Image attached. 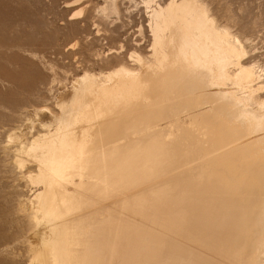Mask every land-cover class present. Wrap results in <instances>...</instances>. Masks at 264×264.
<instances>
[{"label":"bare ground","instance_id":"bare-ground-1","mask_svg":"<svg viewBox=\"0 0 264 264\" xmlns=\"http://www.w3.org/2000/svg\"><path fill=\"white\" fill-rule=\"evenodd\" d=\"M101 1L100 21L144 11L149 50L78 74L54 105H33L35 87L22 94L31 109L3 106L0 177L13 191L0 200L13 218L0 251L26 244L27 264H264V10Z\"/></svg>","mask_w":264,"mask_h":264},{"label":"rangeland","instance_id":"rangeland-1","mask_svg":"<svg viewBox=\"0 0 264 264\" xmlns=\"http://www.w3.org/2000/svg\"><path fill=\"white\" fill-rule=\"evenodd\" d=\"M248 1L251 2V5H253V2L256 4V8L254 7L255 5L251 7L254 11L257 12L258 10L259 13H262L260 9L264 10L262 6L264 5V0H243L244 3L240 0L241 5L246 7L250 6ZM240 2L236 4L237 6L234 7L235 9L238 10ZM260 3L262 7L259 6ZM101 5V0H0V38H2L0 39V44H11L9 50L5 47L3 48L6 50L0 47V76L6 78V80L0 82V96L2 97V99H0V119L10 118V114L3 108V106L8 103L10 105L12 104V106L21 105L25 107L27 102H25V96L22 94L27 95L32 93L35 87L40 91L42 97H40L39 101L36 100L39 103L33 100V105L41 106L42 103H51L54 105L55 95H57L60 90H69L72 85L71 83L74 82L78 74L81 75L86 70L93 73L99 72L101 69L107 71L120 62H125L127 64L131 63L129 54L132 48H139L140 46L142 53H146L149 50L148 43L150 42V37L147 32V19L145 18L144 11H136L133 8L130 9L134 11L132 17L128 16L126 18V15H122L123 17H121V20L125 24L115 17L108 19L109 21H100L98 7ZM82 9L83 14L74 17V15ZM125 9L126 8H123V14H126ZM254 11L251 9L253 15L258 13ZM111 19L113 20L111 21ZM113 24L117 27L121 26L118 30V35L112 32L115 27H113ZM122 24L124 26H122ZM141 27H143L144 37L141 36L139 32ZM262 32L259 36H264V29ZM262 42L259 44L260 51L257 50L256 53L264 57V42L263 44ZM72 45H74V47ZM24 49L27 50V52H25L26 54L24 53ZM31 53L37 57H32L33 55ZM12 55L14 58H12ZM125 59H127V61ZM25 81H31L36 84H26ZM53 81L55 83H53ZM21 82L25 83V85L23 84L24 86H22ZM21 87H23L22 90ZM51 87H53L52 95L48 92ZM18 88L19 90H17ZM25 90L27 91L24 92ZM20 91H22V93H20ZM5 95L6 100L4 99ZM16 96H18V98ZM26 97L29 99V95ZM25 108L31 109L30 105ZM5 121L7 122V120ZM6 124L11 125L12 123H9L8 120ZM0 131L3 130L1 129ZM0 176H2L1 173ZM0 179V190L2 191L4 189V192L0 194L1 199L5 191L6 193H11L13 191V188L9 187L13 185L8 179L2 177H0ZM1 183L5 184L1 185ZM25 187L26 186L19 190L28 194L30 190ZM5 203V200L4 202L0 200V222H2L0 223V232L5 230L4 233L8 231L11 218H13L12 215H10L12 214L10 210L11 203ZM8 221L10 223H8ZM8 232L4 234L5 236L2 234L3 232L0 233V243L3 238L8 236ZM21 236H18V240L20 239L18 242L25 243L27 241L26 235L23 234V236ZM25 245L26 244H21L15 249L14 253L18 255V257H15L13 254L15 260L11 255H5V252L0 251V264H27L29 260H27L26 256H29V249L25 247ZM2 255L4 257H2ZM7 257L10 258L8 259Z\"/></svg>","mask_w":264,"mask_h":264}]
</instances>
